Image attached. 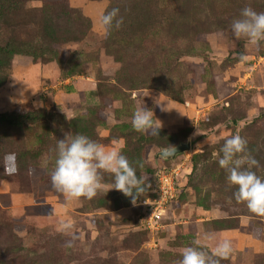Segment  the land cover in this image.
Masks as SVG:
<instances>
[{
    "label": "rangeland",
    "instance_id": "374dc122",
    "mask_svg": "<svg viewBox=\"0 0 264 264\" xmlns=\"http://www.w3.org/2000/svg\"><path fill=\"white\" fill-rule=\"evenodd\" d=\"M245 7L264 12V0H0V115H52L0 125V161L15 153L18 169L0 167V264H178L204 231L232 241L220 264H264V216L234 199L218 164L239 134L241 158L254 157L264 179V41L231 31ZM114 8L123 23L105 33L99 18ZM141 107L158 136L133 128ZM78 133L122 145L147 185L134 203L108 190L109 173L90 200L66 202L53 188L57 141ZM187 141L174 160L156 158ZM164 172L178 194L151 229L144 215ZM62 220L73 221L70 233Z\"/></svg>",
    "mask_w": 264,
    "mask_h": 264
},
{
    "label": "clouds",
    "instance_id": "9594fccd",
    "mask_svg": "<svg viewBox=\"0 0 264 264\" xmlns=\"http://www.w3.org/2000/svg\"><path fill=\"white\" fill-rule=\"evenodd\" d=\"M119 16V9L114 8L102 14L99 24L107 33L113 26L119 28L123 18ZM231 31L235 37H245L251 45L264 41V12H256L251 7L241 11V18L231 24ZM242 60L246 57L241 56ZM155 117L150 109L141 107L131 118L133 128L138 132L150 130L152 135L158 136L161 124L155 123ZM55 161L51 170L53 188L64 194L65 201L71 202L81 197L92 199L103 187V173L113 176L114 182L108 188L115 189L132 202L146 189V182L137 175L128 158L122 154V145L117 143L106 147L84 134L66 135L56 144ZM218 164L227 172V180L236 186L233 197L237 202L246 203L247 208L255 215L264 216V179L257 176L251 168L258 166V161L251 155L241 158L247 153V140L239 134L225 140L220 149ZM162 157L176 155L174 147L162 149ZM16 154L8 153L0 161V167L8 175L14 174L18 169L15 163ZM248 167H243L244 164ZM60 230L70 233L74 227L72 220L59 222ZM202 241L206 243H202ZM182 251V258L178 264H220L221 259H227L233 251L232 241L227 238H218L213 232L204 231ZM211 245L210 250L207 246ZM66 247H72V242H66Z\"/></svg>",
    "mask_w": 264,
    "mask_h": 264
},
{
    "label": "built area",
    "instance_id": "2783aa9c",
    "mask_svg": "<svg viewBox=\"0 0 264 264\" xmlns=\"http://www.w3.org/2000/svg\"><path fill=\"white\" fill-rule=\"evenodd\" d=\"M160 174V173H159ZM170 173H161L160 177L158 178L159 184L157 185V193L159 195V199L157 200V205L154 208H150L145 213L144 218H146V225L148 228H158L161 224L162 218V210L161 204H166L174 200L177 196V184L175 183L176 176ZM172 176V177H171ZM159 204V205H158ZM152 226V227H150Z\"/></svg>",
    "mask_w": 264,
    "mask_h": 264
},
{
    "label": "trees",
    "instance_id": "16d2710c",
    "mask_svg": "<svg viewBox=\"0 0 264 264\" xmlns=\"http://www.w3.org/2000/svg\"><path fill=\"white\" fill-rule=\"evenodd\" d=\"M52 116L49 111H34L31 113H13L0 115V125L10 128H21L26 125L39 123L40 121Z\"/></svg>",
    "mask_w": 264,
    "mask_h": 264
},
{
    "label": "water",
    "instance_id": "95a60500",
    "mask_svg": "<svg viewBox=\"0 0 264 264\" xmlns=\"http://www.w3.org/2000/svg\"><path fill=\"white\" fill-rule=\"evenodd\" d=\"M176 150V155L171 157H162L159 155V152L156 154V158H162L164 160H174L178 155H181L182 153L190 150V143L187 141L185 143H179L176 146H174Z\"/></svg>",
    "mask_w": 264,
    "mask_h": 264
}]
</instances>
